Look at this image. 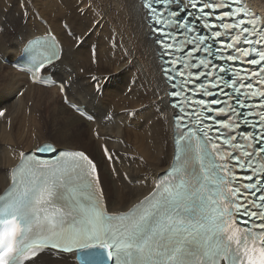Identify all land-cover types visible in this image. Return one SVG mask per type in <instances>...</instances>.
Wrapping results in <instances>:
<instances>
[{
	"label": "snow or ice",
	"instance_id": "obj_1",
	"mask_svg": "<svg viewBox=\"0 0 264 264\" xmlns=\"http://www.w3.org/2000/svg\"><path fill=\"white\" fill-rule=\"evenodd\" d=\"M145 8L171 86L169 179L114 215L98 179L93 190L96 165L84 153L43 169L25 157L0 194V264H26L45 249L82 264H264V19L241 0H147ZM59 58L50 49L35 70ZM238 220L259 233L237 236Z\"/></svg>",
	"mask_w": 264,
	"mask_h": 264
},
{
	"label": "bare ground",
	"instance_id": "obj_2",
	"mask_svg": "<svg viewBox=\"0 0 264 264\" xmlns=\"http://www.w3.org/2000/svg\"><path fill=\"white\" fill-rule=\"evenodd\" d=\"M245 1L264 19V0ZM0 4H5L0 8V111L6 110L0 119V188L7 167L49 142L55 150H83L93 158L107 211H126L153 189L173 154L169 88L141 0ZM45 34H54L63 46L50 72L64 83L61 87H39L10 67L26 39ZM64 97L94 110L95 120L74 114L62 103ZM51 102L58 107L53 110ZM58 112L65 117H56ZM34 114L43 119L35 121ZM26 119L38 127L59 120L62 129L55 126L56 132L75 142L43 139L33 128L25 129ZM53 256L36 262L76 264L71 255Z\"/></svg>",
	"mask_w": 264,
	"mask_h": 264
},
{
	"label": "rangeland",
	"instance_id": "obj_3",
	"mask_svg": "<svg viewBox=\"0 0 264 264\" xmlns=\"http://www.w3.org/2000/svg\"><path fill=\"white\" fill-rule=\"evenodd\" d=\"M19 1V4H21V1L22 0H17V2ZM1 6H0V8L1 7H3V6H5V4H0ZM24 19V18H23ZM22 19V20H23ZM161 80H162V78H161ZM163 82V81H162ZM163 84H164V82H163ZM60 104V103H59ZM61 105V104H60ZM50 106L51 107H53V110H54V108H55V106H57V105H55L54 103H50ZM62 106V105H61ZM51 107H50V109H51ZM58 107V106H57ZM63 107V106H62ZM41 111H42V108H41ZM55 116L56 117H58V116H61V117H65V115L64 114H61V113H56L55 114ZM32 118H36L37 120H35V121H38V122H40L42 119L37 115V114H34V115H32ZM33 122L31 125H30V120H28V119H26V122L24 123V127H25V129H27V130H29V129H31V128H33V129H31L32 131H35L36 132V134L38 135V136H40L41 138H43V139H46V140H51V141H53V142H55V143H59L60 142V144L61 145H68V146H72V145H69V144H71L73 141L75 142V140H73L71 137H68V136H66V135H64V134H58L57 132H56V128H55V126L57 127V128H59V129H62V123H60L59 122V120H57L56 122H55V125H53L54 123L52 122V120H50V121H43V124H42V127L41 126H39L38 127V124H36V122ZM53 123V124H52ZM36 124V125H35ZM35 126H37V127H35ZM53 127L55 128V129H53ZM37 130V131H36ZM87 136V135H86ZM58 140V141H57Z\"/></svg>",
	"mask_w": 264,
	"mask_h": 264
}]
</instances>
